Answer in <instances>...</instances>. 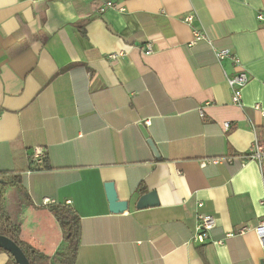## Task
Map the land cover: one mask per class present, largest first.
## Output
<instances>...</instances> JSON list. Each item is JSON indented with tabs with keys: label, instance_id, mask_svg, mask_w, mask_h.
I'll return each instance as SVG.
<instances>
[{
	"label": "crops",
	"instance_id": "crops-1",
	"mask_svg": "<svg viewBox=\"0 0 264 264\" xmlns=\"http://www.w3.org/2000/svg\"><path fill=\"white\" fill-rule=\"evenodd\" d=\"M260 12L264 0H0V173L22 176L5 204L21 240L54 258L64 231L53 209L67 206L80 217L75 264H264L253 231L264 163L247 159L264 140ZM197 31L207 40L190 46ZM225 49L249 76L242 107L227 82L240 68L215 55ZM34 148L50 171L32 170ZM107 183L124 214L110 212ZM153 191L159 206L137 209ZM199 213L216 220L203 245Z\"/></svg>",
	"mask_w": 264,
	"mask_h": 264
},
{
	"label": "built area",
	"instance_id": "built-area-1",
	"mask_svg": "<svg viewBox=\"0 0 264 264\" xmlns=\"http://www.w3.org/2000/svg\"><path fill=\"white\" fill-rule=\"evenodd\" d=\"M115 3L114 2H106L104 3L100 9L99 13L104 14L109 9H115ZM194 17L193 16H187L185 18L186 23H192ZM257 21L260 24H264V12H260L257 14ZM207 40L206 33L204 31H197L193 34V40L190 44V46H193L201 41ZM153 52V48L151 45L147 46V50L145 52L146 55H150ZM124 54H113L111 56L112 59H116L117 57L123 56ZM215 55L218 61H223L225 59H230L233 61L234 65L236 67H239V71L233 76L227 79L228 85L231 89L232 96L231 101L232 104L242 107L243 105V90L247 86L249 82V76L248 73L243 69L241 60L239 57L230 49L215 51ZM255 110L258 111L261 116L264 118V110L262 109V106L260 104H256L254 106ZM201 115L203 116V111H200ZM224 127L226 130L230 128V123H225ZM46 155L43 149L41 148H34L32 150L31 155L29 156V159L32 161L33 166L41 165L43 161L45 160ZM247 159L249 161H255L260 166L264 163V140H260L256 138L248 151ZM70 203V202H69ZM45 204H51L50 200H45ZM262 205H264V201L262 202ZM203 204H199V208H202ZM197 227L196 232L193 236V243L197 244H205L210 239V234L213 228L216 226V220L213 216L208 214L199 213L197 215ZM249 227L243 226L239 230H237L236 233L244 234L247 232ZM253 231L258 236L260 243L262 244L264 248V219H262L259 224L253 229ZM235 233L228 234L227 237L234 236ZM222 241H219L218 244L222 245Z\"/></svg>",
	"mask_w": 264,
	"mask_h": 264
},
{
	"label": "trees",
	"instance_id": "trees-1",
	"mask_svg": "<svg viewBox=\"0 0 264 264\" xmlns=\"http://www.w3.org/2000/svg\"><path fill=\"white\" fill-rule=\"evenodd\" d=\"M52 168L45 159L41 165L34 166V171H50ZM22 186V176L18 173H0V235L17 243L24 251L30 264H75L79 254L81 226L80 217L74 210L67 206H58L53 212L64 231V243L50 259L21 240V230L14 224L6 212V192L12 187ZM137 192L146 193V189L140 185ZM9 255L8 264H16L14 258L6 251L0 249V253Z\"/></svg>",
	"mask_w": 264,
	"mask_h": 264
},
{
	"label": "water",
	"instance_id": "water-1",
	"mask_svg": "<svg viewBox=\"0 0 264 264\" xmlns=\"http://www.w3.org/2000/svg\"><path fill=\"white\" fill-rule=\"evenodd\" d=\"M139 129L142 132L149 146L151 147L154 156L157 160H161V154L151 138L146 126L144 124L139 125ZM107 198L110 203V212L113 214H124L129 209L128 201H120L118 193L114 183H107L105 186ZM159 206V201L156 192H150L142 196L137 202V209H147L151 207ZM0 249L9 253L15 260L16 264H30L22 248L12 241L11 239L0 235Z\"/></svg>",
	"mask_w": 264,
	"mask_h": 264
}]
</instances>
